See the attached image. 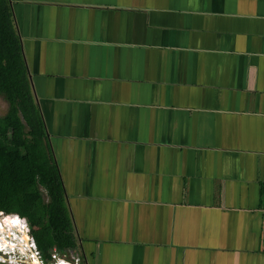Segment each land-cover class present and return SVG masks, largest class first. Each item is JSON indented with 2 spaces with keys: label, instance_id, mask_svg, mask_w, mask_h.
I'll return each mask as SVG.
<instances>
[{
  "label": "crops",
  "instance_id": "0c3cea01",
  "mask_svg": "<svg viewBox=\"0 0 264 264\" xmlns=\"http://www.w3.org/2000/svg\"><path fill=\"white\" fill-rule=\"evenodd\" d=\"M82 264H264V0H10Z\"/></svg>",
  "mask_w": 264,
  "mask_h": 264
},
{
  "label": "trees",
  "instance_id": "16d2710c",
  "mask_svg": "<svg viewBox=\"0 0 264 264\" xmlns=\"http://www.w3.org/2000/svg\"><path fill=\"white\" fill-rule=\"evenodd\" d=\"M21 41L11 1L0 0V96L8 103L7 112L0 116V211L27 219L47 260L54 249L65 254L77 249L78 237L65 206Z\"/></svg>",
  "mask_w": 264,
  "mask_h": 264
},
{
  "label": "clouds",
  "instance_id": "9594fccd",
  "mask_svg": "<svg viewBox=\"0 0 264 264\" xmlns=\"http://www.w3.org/2000/svg\"><path fill=\"white\" fill-rule=\"evenodd\" d=\"M30 230L31 227L25 217L17 213L0 211V254L8 258L5 261L4 256H0V264H22L24 261L30 262V264H43L38 252L28 255L31 249L36 247L34 243L28 250L18 245L20 242L22 243V239L27 238V231ZM55 259L56 264H69L68 261L59 257H55Z\"/></svg>",
  "mask_w": 264,
  "mask_h": 264
},
{
  "label": "built area",
  "instance_id": "2783aa9c",
  "mask_svg": "<svg viewBox=\"0 0 264 264\" xmlns=\"http://www.w3.org/2000/svg\"><path fill=\"white\" fill-rule=\"evenodd\" d=\"M29 229V228H28ZM27 236H28V240L26 242V244L29 245L28 248H30V246L34 243L36 245V247L34 249H31V253L30 255L33 253V252H38L39 253V258L42 260L43 264H56V259L55 257H59L61 259H64L66 261L69 262V264H81V257L78 255V254H73L72 252L69 254V255H59L57 254V252H54L51 254V257L49 259H45L44 256H43V253L42 251L39 249L37 243H36V240L33 236V234L31 233V230L30 231H27ZM22 243H25L22 241ZM29 255V256H30ZM0 256H4L2 254H0ZM7 257L4 256V260L7 261ZM52 260V262H50ZM25 262V261H24Z\"/></svg>",
  "mask_w": 264,
  "mask_h": 264
},
{
  "label": "rangeland",
  "instance_id": "374dc122",
  "mask_svg": "<svg viewBox=\"0 0 264 264\" xmlns=\"http://www.w3.org/2000/svg\"><path fill=\"white\" fill-rule=\"evenodd\" d=\"M7 110H8V103L0 96V116H2V115H4L6 112H7ZM44 192H45V190H44ZM46 194V193H45ZM46 200H49V197L46 195ZM30 215L32 216V222H36V218H35V216H34V214L33 213H30ZM31 232H32V229H31ZM28 240V239H27ZM21 244V243H20ZM20 246V245H19ZM21 247V246H20ZM40 249V248H39ZM41 250V249H40ZM69 250V253L68 254H65V253H62V252H60V251H58L57 249H54L53 250V252L52 253H54V252H57V254H59L60 256L61 255H69L71 252L73 253V254H75L74 253V251H71V250H74V249H68ZM18 259H19V256H18ZM26 260V259H25ZM82 260V259H81ZM50 262H52V260L50 261ZM83 262H81V264H82ZM22 264H30V262H22Z\"/></svg>",
  "mask_w": 264,
  "mask_h": 264
},
{
  "label": "bare ground",
  "instance_id": "6f19581e",
  "mask_svg": "<svg viewBox=\"0 0 264 264\" xmlns=\"http://www.w3.org/2000/svg\"><path fill=\"white\" fill-rule=\"evenodd\" d=\"M23 236H24V235H23ZM9 237H11V236H9ZM27 239H28V236H27V238H25V239H22V241H23V242H25V243H21V242H20L21 244H20V243L18 244V245H20L21 247H25V249H26V250H28V249H29V248H28V247H29V245H28V244H26V242H27ZM30 253H31V252H29V253H28V255H30ZM19 255H20V254H19ZM27 258H28V257H27Z\"/></svg>",
  "mask_w": 264,
  "mask_h": 264
}]
</instances>
